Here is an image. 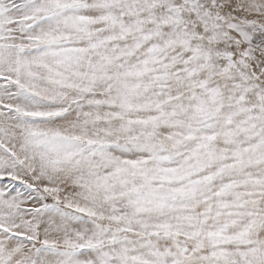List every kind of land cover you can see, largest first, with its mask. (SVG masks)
Returning <instances> with one entry per match:
<instances>
[{
    "label": "snow or ice",
    "instance_id": "6c2138e0",
    "mask_svg": "<svg viewBox=\"0 0 264 264\" xmlns=\"http://www.w3.org/2000/svg\"><path fill=\"white\" fill-rule=\"evenodd\" d=\"M0 264H264V0H0Z\"/></svg>",
    "mask_w": 264,
    "mask_h": 264
}]
</instances>
